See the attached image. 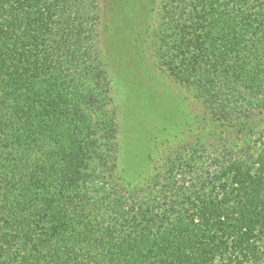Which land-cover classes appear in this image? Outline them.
<instances>
[{
  "label": "trees",
  "instance_id": "trees-1",
  "mask_svg": "<svg viewBox=\"0 0 264 264\" xmlns=\"http://www.w3.org/2000/svg\"><path fill=\"white\" fill-rule=\"evenodd\" d=\"M102 19L0 0V264H264V0L160 1L157 66L214 129L143 184L119 174Z\"/></svg>",
  "mask_w": 264,
  "mask_h": 264
},
{
  "label": "rangeland",
  "instance_id": "rangeland-1",
  "mask_svg": "<svg viewBox=\"0 0 264 264\" xmlns=\"http://www.w3.org/2000/svg\"><path fill=\"white\" fill-rule=\"evenodd\" d=\"M161 0H100L101 50L119 122L120 176L143 184L178 144L214 129L201 104L157 66L151 29Z\"/></svg>",
  "mask_w": 264,
  "mask_h": 264
}]
</instances>
